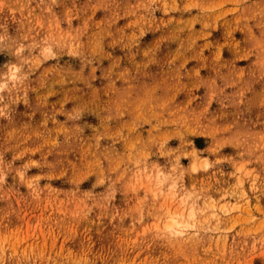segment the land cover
I'll return each mask as SVG.
<instances>
[{
  "label": "rangeland",
  "instance_id": "rangeland-1",
  "mask_svg": "<svg viewBox=\"0 0 264 264\" xmlns=\"http://www.w3.org/2000/svg\"><path fill=\"white\" fill-rule=\"evenodd\" d=\"M38 2L0 13V71L57 40L0 118V264H264V0Z\"/></svg>",
  "mask_w": 264,
  "mask_h": 264
},
{
  "label": "clouds",
  "instance_id": "clouds-1",
  "mask_svg": "<svg viewBox=\"0 0 264 264\" xmlns=\"http://www.w3.org/2000/svg\"><path fill=\"white\" fill-rule=\"evenodd\" d=\"M156 0H152V3L146 5V7H153ZM245 0H238L234 5L237 9ZM56 0H39L38 7L41 8L42 13H51L50 4H55ZM206 14H210L215 10L213 5L203 4L201 5ZM222 6V5H221ZM10 7L9 0H0V13L4 12ZM25 7H27L25 5ZM0 28H5L4 24H0ZM30 41L25 43L24 41ZM6 43L5 37L0 35V46ZM57 40L54 36L49 35L42 40H36L35 37L30 34H25L21 39L16 40L12 44V55L16 58V62L9 63L7 67L0 71V118H6L9 114L11 103H14L20 96V94H26L28 91V81L32 70V65L35 63L26 53H31L34 49L40 50V61L55 58ZM2 159V156H0ZM5 175L0 172V180H3Z\"/></svg>",
  "mask_w": 264,
  "mask_h": 264
},
{
  "label": "bare ground",
  "instance_id": "bare-ground-1",
  "mask_svg": "<svg viewBox=\"0 0 264 264\" xmlns=\"http://www.w3.org/2000/svg\"><path fill=\"white\" fill-rule=\"evenodd\" d=\"M178 226H179V224H178V222H176V220L174 218L170 219V221L166 224V227L169 229H174Z\"/></svg>",
  "mask_w": 264,
  "mask_h": 264
}]
</instances>
